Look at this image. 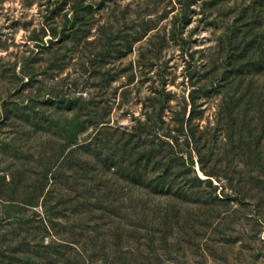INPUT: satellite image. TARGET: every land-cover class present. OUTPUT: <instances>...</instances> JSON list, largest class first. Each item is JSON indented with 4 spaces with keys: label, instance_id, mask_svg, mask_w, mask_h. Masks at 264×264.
<instances>
[{
    "label": "rangeland",
    "instance_id": "374dc122",
    "mask_svg": "<svg viewBox=\"0 0 264 264\" xmlns=\"http://www.w3.org/2000/svg\"><path fill=\"white\" fill-rule=\"evenodd\" d=\"M80 3L93 4L89 30L54 39L49 31L60 32ZM232 41L239 60L229 67ZM226 69L225 83L219 78ZM24 74L33 77L30 85ZM194 89L200 105L194 138L188 144L186 134L178 135L189 163L182 179L173 184L176 177L168 178L166 190L172 183L175 192L180 181L192 188L183 203H170L150 197L145 184L130 186L132 172L110 174V199H120L128 213L122 214L123 235L133 228L135 255L161 257L164 264H264V0H0V179L6 177L0 241L16 246L17 234L28 227L18 218L36 219L31 238L46 221L52 227L44 232L46 242H75L56 244L64 252L57 264H102L99 250L108 232L102 207L83 221L73 214L105 193L90 190L83 170L46 185L45 192H54L50 215L41 205L19 203L31 190L27 185L36 179L43 153L59 144L53 120L72 113L67 103L51 101V94L82 97L94 102L91 111H107L112 128L99 146L105 156L114 153L132 163L122 132L162 108L171 135H177L176 115L187 105L189 117ZM4 116L9 121L2 122ZM95 132L86 125L78 141ZM151 167L143 173L149 175ZM12 181L18 186L8 185ZM65 193L72 201L61 202ZM81 250L84 255H75ZM14 257L31 264L21 252Z\"/></svg>",
    "mask_w": 264,
    "mask_h": 264
},
{
    "label": "trees",
    "instance_id": "16d2710c",
    "mask_svg": "<svg viewBox=\"0 0 264 264\" xmlns=\"http://www.w3.org/2000/svg\"><path fill=\"white\" fill-rule=\"evenodd\" d=\"M92 7L93 4H77V6H75L76 15L72 21L70 20L68 22L70 25H64L60 32L55 28H52L49 32H51L54 39H59L61 34L70 35L75 38L79 37L82 31L86 29L89 30V23L92 18L89 16V13ZM235 50L232 41L227 50L228 55L225 58L229 67L232 66L234 60H239V55L236 56ZM226 70L227 71L222 74L221 78H219L220 81L225 83L228 82L230 78L228 76L229 69ZM24 75L28 77L27 84L30 85V82L34 80L33 77L30 74ZM197 93V89H194L190 94L191 110L189 112V117L186 118L188 114L187 105L184 107V114L180 111L176 115L177 118L175 120L178 124L176 126L177 135H171L172 129L166 124L162 108L159 110L155 109L150 114L148 113L145 120L137 118L132 129L128 128V130L126 129L127 131L125 130L122 132L124 135L125 149L128 148V145L131 146L132 152L129 156L133 158L132 163L125 160V158L118 157L114 153L106 154L105 156L102 146H99L98 140H102L101 135L103 132L112 128L106 121L107 111H91V106L94 105V102L88 101L82 97L71 98L66 97L67 95L61 96L59 94H51L49 96L51 101H57L58 105L67 103L72 113L64 119L58 118L53 120L59 134V138L57 139L59 144L57 146L54 145V150L51 154L48 155L47 153H43V156H41L42 166L39 169L36 179L32 182V185H27V188L31 190L26 191L24 199L20 200L19 203L25 207H38L41 205L50 215L48 201L54 192H45L46 185L52 182V184L56 186L60 183L63 176L66 175L67 178H69V176H76L79 174V169H81L86 173L88 185L91 184L90 190L95 191L97 189L100 191L104 188L102 190L105 191L101 196H97L94 201L89 198V200H85V204H83L88 208H77L73 211L74 216H77L76 218L83 221L82 217L86 216L84 214H88V212L92 214L102 207L101 209L104 212V216L101 218L108 219V232L99 250V252H104L102 264H164L161 257H158V260L155 261V257L151 255H135L138 250L134 248L133 241H131L133 240V228L127 231V235H123L127 229L123 228L122 223L124 218L122 214L126 213V215H128V213L127 211H125V213L122 212L124 203L122 204L120 199H110V183L112 184V179L120 170L128 174L132 172L130 174H133V180L132 182H128L130 186L141 188V185L145 184L146 186L144 189L154 200L156 198L165 197L167 202L176 204L183 203V197L187 195L188 188H192L191 185L187 187L186 181H180L175 191L176 193L173 191L175 187H172V183H170L171 189L169 188L166 190V185L170 176L176 177L173 184L175 181L182 179L181 175L183 176L187 166L186 164L189 163L188 159L182 155L181 149L178 148V135L183 133L186 134V141L188 144L191 143L190 139L194 138V119L200 106L196 97ZM162 102L163 100L159 99L158 104ZM25 109L27 110L28 107H25ZM9 119L10 117L4 116L2 122L6 120L9 121ZM90 123L96 129L94 137L86 139L83 142L78 141L80 133L83 132L85 126ZM92 148L93 151L97 153L95 155L99 157V161L95 160V155L89 154ZM189 158L193 162L191 154ZM122 165L125 167H122ZM150 166L152 167L151 171H149V175L143 173L144 170L148 172ZM66 168H69V170ZM157 170H162V172L158 173L159 171L157 172ZM110 174L114 177L112 178L111 176V178H109ZM0 181H2L0 186H3L6 182V177H2ZM8 185H13L14 187L18 186L16 181H12ZM69 198L72 201L71 195L65 193L60 196L62 203H66L68 200L70 201ZM11 201L15 200L12 199ZM88 201L92 203L94 206L93 208H89ZM116 209H119L118 214L114 213ZM35 214H37V212H35ZM18 219L21 225L24 224L28 226L27 230L17 234L20 239L15 247L8 244L4 245V243L0 241V264H21L23 259L20 258V260L18 259V261L15 262L18 257H14L19 252H21V254L23 253L26 256V261L31 264H57L58 259L56 257L59 256V254H64V252L61 251L56 244L67 243L69 245L70 243H75L74 241L62 238H57V240L55 238L46 242L44 232H49L52 228L46 221H42V230H40L34 238H31L30 231L32 227L30 225L35 222L36 219L27 221L21 218ZM122 238L126 239L127 245H125V241L123 242ZM33 240H35V243L31 247L30 245ZM109 242L112 243L113 246L111 245L109 247L107 244ZM9 248H11L10 255ZM80 252L81 254L77 252L75 255H84L82 254V250ZM65 255L69 254L65 253ZM42 259L45 260L42 261ZM68 259L72 262L71 257H68ZM82 261L83 259H81V262ZM85 261H87V259L84 260L82 264H86ZM75 264H80V262Z\"/></svg>",
    "mask_w": 264,
    "mask_h": 264
}]
</instances>
